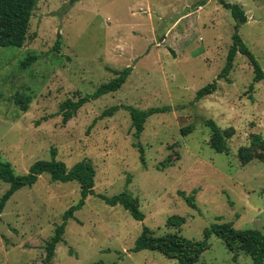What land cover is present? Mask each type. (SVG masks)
Masks as SVG:
<instances>
[{
  "label": "rangeland",
  "instance_id": "obj_1",
  "mask_svg": "<svg viewBox=\"0 0 264 264\" xmlns=\"http://www.w3.org/2000/svg\"><path fill=\"white\" fill-rule=\"evenodd\" d=\"M220 1L39 0L24 47L0 48L1 158L23 175L50 161L55 149L69 168L91 161L97 172L96 195L69 221L52 264H179L158 252H132L144 227L195 242L226 222L264 232V162L243 166L238 156L257 136L264 140V80L255 82L249 60L238 54L228 79L196 101L217 80L233 44L236 21ZM223 1L245 11L239 35L264 71V0ZM128 67L133 71L118 92L63 124L62 104ZM113 107L172 111L151 116L135 138L125 109L103 116ZM207 120L233 134L227 153L209 146ZM190 125L194 131L183 135ZM8 189L0 181V199ZM125 191L138 200L143 222L97 197ZM180 193L194 197L197 209ZM79 200L78 183L52 182L48 174L18 191L0 219V264H42L45 245ZM209 244L197 264H254L246 254L234 260L215 235Z\"/></svg>",
  "mask_w": 264,
  "mask_h": 264
},
{
  "label": "trees",
  "instance_id": "obj_2",
  "mask_svg": "<svg viewBox=\"0 0 264 264\" xmlns=\"http://www.w3.org/2000/svg\"><path fill=\"white\" fill-rule=\"evenodd\" d=\"M38 2L39 0H0V48L24 47L29 38L30 22ZM204 5L202 3L200 7ZM220 5L229 10L236 21L235 34L232 39L233 44L229 50L225 67L217 80L201 89L197 93L196 101L214 94L218 88V80L228 79L238 54L245 56L249 60L250 65L254 69L255 82L264 80L262 67L239 35L240 27L248 22L245 11L240 5L230 4L223 0L220 1ZM58 49L59 42H57V47H55V50ZM111 71L114 73L115 78L110 82L100 85L93 93L80 98L78 101L69 99L62 104L59 113L63 116V124L71 121L85 105L97 101L106 95L118 92L127 82L133 69L128 67L122 71ZM120 109H125L130 114L132 125L135 129V138L141 137L145 130L146 121L151 116L172 111L170 107L151 108L146 111L134 107H113L107 110L103 116L111 117ZM205 123L212 132L209 146L217 153H227V140H230L233 134L223 131L213 120H207ZM193 131L194 126L190 125L182 129V134L187 135ZM137 147L141 154V161L145 164L144 148L141 145ZM257 149L264 152V140L260 136L256 137L251 147L240 150L238 156L243 166H247L255 158L264 162V154L256 153ZM51 154L52 159L50 161H37L31 166L28 173L23 175L16 174L13 165L4 161L0 156V181L9 185V189L0 199V219L10 199L18 191L26 187H33L43 174H48L52 182L64 184L76 182L80 186V200L64 213L62 224L56 228L54 236L45 245V258L42 264H52L57 246L64 241V234L69 221L75 219V214L84 208L90 196L96 195L95 180L97 172L91 161H82L69 168L64 162L57 160V151L55 149L51 151ZM180 195L185 199L189 207L197 209L194 197L186 196L184 193H180ZM97 197L110 207L121 206L138 222L145 220V215L139 207L138 200L128 191L111 198L104 195H97ZM184 223L185 219L180 218L178 224ZM204 233L205 239L195 242L176 234L157 237L153 235L148 227H144L141 235L136 240L132 252L154 251L161 253L168 259L177 260L179 264H197L201 256L210 249V237L215 235L225 243L230 252L235 254L234 260H237L240 254H246L251 257L254 264H264V232L251 229L238 230L233 223L226 222L214 224L209 229H206Z\"/></svg>",
  "mask_w": 264,
  "mask_h": 264
}]
</instances>
